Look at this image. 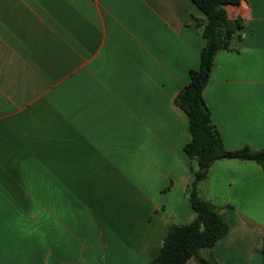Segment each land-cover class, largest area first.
I'll return each mask as SVG.
<instances>
[{"label": "crops", "instance_id": "0c3cea01", "mask_svg": "<svg viewBox=\"0 0 264 264\" xmlns=\"http://www.w3.org/2000/svg\"><path fill=\"white\" fill-rule=\"evenodd\" d=\"M226 11L243 27L204 100L226 149L261 150L264 0ZM206 23L192 0H0V264H149L194 220L175 100ZM200 193L229 224L203 255L264 264L263 166L217 161Z\"/></svg>", "mask_w": 264, "mask_h": 264}, {"label": "trees", "instance_id": "16d2710c", "mask_svg": "<svg viewBox=\"0 0 264 264\" xmlns=\"http://www.w3.org/2000/svg\"><path fill=\"white\" fill-rule=\"evenodd\" d=\"M207 16L203 36L207 43L201 53L199 69L191 71V81L176 97V104L187 113L190 122L191 141L184 150L197 163L193 179L188 187L189 199L195 213L194 220L185 225L173 226L165 238L159 255L149 264H185L194 258L199 264H220L213 256H204L229 232L223 208L205 200L200 185L207 178L212 165L220 160L254 161L264 168V149L249 146L230 151L211 121L210 110L203 92L209 82L217 53L229 50L239 29L240 19L229 18L226 6L238 5L241 0H192ZM264 261V244L257 249Z\"/></svg>", "mask_w": 264, "mask_h": 264}]
</instances>
